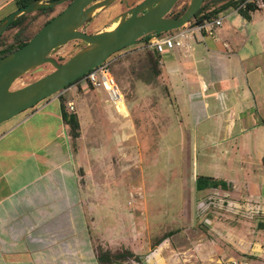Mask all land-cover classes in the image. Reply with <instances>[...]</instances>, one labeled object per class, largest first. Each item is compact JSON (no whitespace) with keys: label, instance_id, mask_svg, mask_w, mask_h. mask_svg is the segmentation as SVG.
<instances>
[{"label":"rangeland","instance_id":"374dc122","mask_svg":"<svg viewBox=\"0 0 264 264\" xmlns=\"http://www.w3.org/2000/svg\"><path fill=\"white\" fill-rule=\"evenodd\" d=\"M141 1L116 0L86 24L84 31L94 33L106 28L113 18ZM189 2L180 0L176 8ZM66 5L67 2L56 5L53 15ZM13 7L14 4L0 11V19ZM251 16H254L253 23L249 20L251 24H255L256 30L260 29L256 24L264 17V7L256 9ZM47 18L49 15L38 14L34 31ZM16 30H7L3 35L10 36ZM171 33L164 32L165 35ZM144 40L112 55L116 57L112 62L113 73L124 96L125 107L114 105L106 88L93 84L88 85L92 106L86 100L82 104L89 110L83 124L87 155L83 153V167L80 165L78 171L88 168L91 180H102L103 192L99 197L104 201L97 203L101 209H108L106 203L113 209L112 215L100 220H122V231H128L131 223V228L137 231L136 245L131 246L139 255L151 247L154 249L157 239L171 236L173 239L161 247L168 264H212L223 258H244L247 253L237 252V248L249 251L255 241L264 248L261 235L264 230L259 226L264 221V194L259 196L260 189L264 190V186L259 185L264 175L261 158L264 151L254 143H246L243 135L225 138L224 114L210 115L202 104L196 106V63L182 66L186 77L180 91L167 92L163 86L147 87L138 76L139 59H144L148 49L137 47ZM79 43L74 40L65 44L54 56L67 58ZM45 67L46 70L54 68L52 64ZM46 70L25 74L13 88L50 72ZM96 88L99 91H95ZM70 92L68 96L72 97L73 90ZM129 133L134 134L130 139L125 138ZM79 148L78 145L74 149L77 154ZM247 167L250 170L261 168L263 174L259 176L258 171L249 174ZM199 175L224 179L231 186L228 190L207 188L199 191L196 187ZM228 232L242 234L239 236L244 239H236ZM124 243L128 247L129 244ZM253 256L245 259L264 263V252Z\"/></svg>","mask_w":264,"mask_h":264},{"label":"crops","instance_id":"0c3cea01","mask_svg":"<svg viewBox=\"0 0 264 264\" xmlns=\"http://www.w3.org/2000/svg\"><path fill=\"white\" fill-rule=\"evenodd\" d=\"M207 3L208 11H213L227 0ZM12 4L15 0H0V11ZM13 10L15 5L9 13ZM219 17H224L223 24L215 28L213 35L197 34L190 51L177 49L159 54L161 74L151 83H143L152 89L163 86L167 92L180 91L186 77L182 66L196 63V106L202 104L210 115L224 114L225 138L243 135L246 143H254L264 151V17L256 24L260 27L257 30L251 24L254 16L249 21L235 8H225L211 18ZM86 82L83 78L61 94L0 123V264H99V245L116 248L127 246L125 241L130 248L136 245L137 231L131 223L128 231H122V220H100L113 211L110 204L106 203L105 210L97 203L104 201L99 197L102 180H91L88 168L78 171L80 165L83 167V153L87 155L83 124L89 110L82 104L85 100L92 103ZM78 84L83 87L80 92ZM138 85L134 86L136 93ZM72 90L74 97H69ZM62 95L66 105L75 103L80 117L78 154L63 118ZM132 134L125 138L130 139ZM261 158L264 167V152ZM261 168L247 167V171H258L260 176ZM260 190L262 196L264 190ZM228 234L244 239L239 236L242 234ZM171 239L140 254L143 263L133 264H168L161 247ZM251 244L253 255L264 252L258 241ZM250 250L237 248V252L253 256Z\"/></svg>","mask_w":264,"mask_h":264},{"label":"water","instance_id":"95a60500","mask_svg":"<svg viewBox=\"0 0 264 264\" xmlns=\"http://www.w3.org/2000/svg\"><path fill=\"white\" fill-rule=\"evenodd\" d=\"M68 0H32L10 12L0 23V36L20 16ZM116 0H72L46 23L27 43L0 58V123L61 92L86 76L113 54L141 41L151 33L166 32L186 25L205 0H190L180 16H170L179 0H142L113 18L106 28L83 30L102 10ZM79 40L77 48L60 62L54 54L65 44ZM52 64V70L45 65ZM50 71L21 87L14 83L34 71Z\"/></svg>","mask_w":264,"mask_h":264},{"label":"trees","instance_id":"16d2710c","mask_svg":"<svg viewBox=\"0 0 264 264\" xmlns=\"http://www.w3.org/2000/svg\"><path fill=\"white\" fill-rule=\"evenodd\" d=\"M32 0H15V9L20 8L22 6L27 5ZM72 0L67 1V5L71 3ZM246 0H227V3L220 6L218 9L213 11H208L209 4L207 0H205L202 7L196 13V15L189 20L188 23L193 22H202L208 18L216 16L219 11L231 7L237 9L246 19L251 20L252 16L251 13L254 12L259 7L253 2H245ZM244 3V4H243ZM243 4V5H242ZM188 3H185L181 8L177 9L176 7L172 10L171 14L175 17L180 16L186 10ZM56 6H48L43 7L37 10L38 14L49 15L42 25L39 27L37 31H34L33 25L38 18V14L32 15V11L28 12L15 21H13L8 30L16 28V32L11 34L10 36H0V58L6 56L10 52L18 49L19 47L23 46L27 43L46 23H48L55 15H53ZM3 21V19H2ZM1 21V22H2ZM144 36L143 38H145ZM141 38V39H143ZM144 59H139V71L138 76L141 80L151 83L155 78H157L161 74V67H160V60L161 55L159 53L154 52L152 50H146L145 56L143 55ZM60 62L67 60V58H57ZM113 64L110 65V71L112 75H114ZM85 77V76H84ZM84 77H81L74 82L70 83L69 86L75 84L82 80ZM116 79V77H115ZM87 86L92 84L90 81L86 80ZM117 81V80H116ZM85 85V84H83ZM68 87V86H67ZM83 87L81 84L77 85V90L80 92ZM62 112L63 118L66 123V126L69 131V135L71 137L73 148L76 149L78 146V141L81 138V122L79 114L76 110H70L69 107L65 103V98L62 95ZM231 184H229L226 180L220 179L214 176H205L199 175L196 178V187L199 191L207 189V188H222V189H229ZM260 228H264V221L259 223ZM167 234V233H166ZM169 235V234H168ZM168 236H163L157 239L153 246L161 244L165 239H170ZM97 259L99 264H122L124 262L134 260L138 263H143V258L141 255L136 254L133 249H130L126 246H120L118 248H105L101 245L97 247ZM252 258L253 256L245 255L244 258Z\"/></svg>","mask_w":264,"mask_h":264},{"label":"built area","instance_id":"2783aa9c","mask_svg":"<svg viewBox=\"0 0 264 264\" xmlns=\"http://www.w3.org/2000/svg\"><path fill=\"white\" fill-rule=\"evenodd\" d=\"M245 2H254L258 7H264V0H246ZM244 4V3H243ZM242 4V5H243ZM223 18H208L202 22H193L187 23L181 28L166 31L172 32L169 35H165L164 32L160 33H151L148 34L144 39V42L138 47V49H148L153 50L161 55H165V53L172 52L175 48L179 50L190 51L192 49V44L196 41V35L200 34L201 36L204 33L209 35L214 34V30L217 26L223 24ZM116 57L111 56L102 64L98 65L96 68L92 69L84 79L90 81L95 87L104 86L108 91V94L114 103L117 106V98L122 95L118 84L116 83L115 77L112 75L110 71V65L115 60ZM106 78L108 80H106ZM108 81L111 84L109 88ZM66 88H64L58 94L64 92ZM124 99V96H123ZM125 102V101H124ZM67 106L70 110H75V103L68 102ZM212 264H264V263H256L254 261H249L245 258H223L215 261Z\"/></svg>","mask_w":264,"mask_h":264},{"label":"bare ground","instance_id":"6f19581e","mask_svg":"<svg viewBox=\"0 0 264 264\" xmlns=\"http://www.w3.org/2000/svg\"><path fill=\"white\" fill-rule=\"evenodd\" d=\"M106 80H108L107 78H106ZM108 86H109V88H111L110 87V83H109V81H108ZM117 106H124L125 107V104H124V99H123V94L122 95H120V96H118V98H117Z\"/></svg>","mask_w":264,"mask_h":264},{"label":"flooded vegetation","instance_id":"af4514ba","mask_svg":"<svg viewBox=\"0 0 264 264\" xmlns=\"http://www.w3.org/2000/svg\"><path fill=\"white\" fill-rule=\"evenodd\" d=\"M51 1V0H50ZM180 1V0H179ZM179 1L177 2V4L173 7V9L178 5V3H179ZM189 4V3H188ZM56 6V5H55ZM188 7V6H187ZM172 9V10H173ZM172 10H171V12H172ZM170 16H173L171 13L169 14ZM84 30V29H83ZM80 44V43H79Z\"/></svg>","mask_w":264,"mask_h":264}]
</instances>
